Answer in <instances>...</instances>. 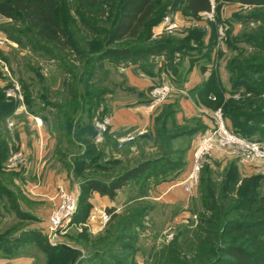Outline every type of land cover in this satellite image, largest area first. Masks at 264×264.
I'll return each instance as SVG.
<instances>
[{"label": "rangeland", "instance_id": "374dc122", "mask_svg": "<svg viewBox=\"0 0 264 264\" xmlns=\"http://www.w3.org/2000/svg\"><path fill=\"white\" fill-rule=\"evenodd\" d=\"M154 2L159 11L169 3L161 16L176 22L178 29L167 34L159 17L156 24L144 32L141 43L126 40L113 47L141 44L149 48L164 44L169 48L120 61L106 59L87 63V57L78 53L95 50L97 41L103 40L101 34L112 21L111 15L107 16L109 9L95 17L83 13L76 0H59L56 14L68 32L71 46L65 50L54 49L51 44L28 34L20 16L8 19L0 15V94L13 106L0 121V136L4 135L9 153L0 165V192H5L0 196L1 240L3 232L19 220L8 207L6 196L10 195L7 193L18 195L21 209L26 210L29 205L28 202L23 204L25 207L22 205V194L6 177L21 168L9 165L14 153L24 154V150L18 148V127H29V130L38 124L48 133L53 146L47 157L59 170H55V174L64 181L54 187L53 198L37 199L30 204L34 211L32 216L25 213L28 219L20 222L23 224L21 232L30 229L47 236V219L58 203L59 190L74 194L79 203V187L85 179L107 182L139 162L149 163L146 173L126 182L115 192L114 205L104 208L107 219L100 220L101 224L93 226L89 220L95 216L90 202L92 192H89L81 205L83 214H76L77 221L72 227L50 244L59 250L45 254L24 240L15 249L16 244L11 245L12 252L0 251V264H231L232 258L221 251L227 245L240 246L241 242L251 246L249 252L259 254L261 263L258 264H264V234L235 243H231L235 236L222 237L223 241L219 237L222 224L264 214V161L244 162L238 156L216 150L204 162L193 191L186 193L178 183L189 169L196 140L213 127L217 109L200 107L188 99L184 102L185 112L187 115L197 113V117L178 114L169 119L166 132L160 129V123L155 129L152 124L162 104L177 93L188 96L185 86L188 77L189 86L201 77L202 82L212 84L211 97L218 100L217 106L222 108L227 128L264 148V50L258 45L259 40H264V5L209 0L214 5V17L205 21L200 15L189 17L181 0ZM84 21L89 25L85 26ZM215 28L221 29L223 34L217 36L211 49L204 36L213 34ZM195 35H199L197 40H187ZM193 64L197 70L188 75V68ZM145 72L154 80L150 91L165 83L173 88L164 103L152 111L146 110L152 113L148 117L149 128L121 147L117 140L130 134L129 129L128 132L120 130L115 136L111 134L108 140L104 135L101 142H96L95 137L88 138L90 144L86 152L82 140L73 135L74 127L78 130L86 124L88 116L92 122L99 114L110 118L113 107L137 103L139 93L134 92L130 84L146 86L143 83L148 80ZM86 73L90 76L85 83ZM14 85L18 88L16 95L8 97ZM68 116L73 119L70 145L60 130ZM191 128L197 131L179 135ZM163 134L164 138H173L167 147L161 140ZM68 178L74 180V183L69 182V187ZM251 182L253 191L244 192ZM5 187L10 192H6ZM23 191L30 198L35 196L31 188ZM255 195L257 202L253 203ZM244 208L249 209L251 215H244ZM13 235L7 236L8 239ZM17 258L21 260H13Z\"/></svg>", "mask_w": 264, "mask_h": 264}, {"label": "trees", "instance_id": "16d2710c", "mask_svg": "<svg viewBox=\"0 0 264 264\" xmlns=\"http://www.w3.org/2000/svg\"><path fill=\"white\" fill-rule=\"evenodd\" d=\"M115 1L114 4H111L109 0H76V3L80 6V10L90 16H98L103 15L109 9L110 13L107 16L111 15V22L109 21V28L106 32H103V40L97 41L95 46L97 47L95 50L89 51L87 54L82 50V52H78L82 56H86V62L91 63L100 62L102 60L111 59L113 61H120L127 59L132 56L142 55L144 52H148L150 54L157 53L159 51H163L169 48V46H165L164 44L151 46L149 48H144L141 44H123L118 47H113V45L118 44L120 42L126 40H138L140 43L142 39H144V32H148L151 27H153L156 22L158 21L159 17L161 18L164 9L169 6V3L166 2L164 6L160 8V11L156 9L154 0H113ZM184 5L185 13L192 18L199 17L200 13L208 11L210 9L209 0H181ZM226 2H236L240 5L246 6H254V5H264V0H225ZM59 4V0H0V15L12 19L15 16H20L24 22L26 30L28 34L34 36L39 41H43L45 43H49L52 45L54 49H62L65 50L66 47L70 48L69 36L68 32L64 29V26L61 20L58 18L56 14L57 6ZM159 11V12H158ZM113 15V16H112ZM113 17V19H112ZM163 18V17H162ZM161 18V20H162ZM85 26L89 24L87 22H83ZM91 26L94 27L93 24ZM215 35V37H214ZM217 28L213 30V34L210 36L205 35L204 39L211 44V49L213 48V44L216 43L217 40ZM199 35H195L192 38H187L197 40ZM186 40V41H187ZM259 48L264 50V40H259ZM91 47V46H90ZM88 46V48H90ZM210 49V50H211ZM195 65V64H193ZM203 67V66H202ZM190 68H188L189 70ZM203 69V68H202ZM201 69V71H202ZM146 73V72H145ZM149 75V73H146ZM90 73H86L85 75V83L88 81ZM86 92V91H84ZM134 92L139 93L137 96V103L140 105H147L150 102L149 95L144 97V93H140L136 90ZM150 92V88L148 93ZM213 88L210 82H201L198 86H195L193 89V94H195L198 98V101L205 106L208 107H215L216 109H220L222 113V117L226 120L222 108L217 106L218 100L210 99L212 96ZM87 93V92H86ZM88 94H86V98ZM221 98H219L220 100ZM86 99H84V103ZM13 108L12 103L8 101L4 95L0 94V121L7 112L11 111ZM84 109L82 110V112ZM177 108L175 103L169 104H162L160 109L156 111V114L153 117V127H157L158 123H160V129L163 132H166L167 123L170 118L177 117ZM104 115L99 114L95 116L93 122L91 117L88 116V121L86 124L80 126L77 130L74 127L73 135L76 137L78 136L79 140H82L85 147L84 150L88 151V146L90 144L88 138L94 139L96 130L94 128V120L101 119ZM230 119V118H229ZM72 118L66 117L64 125H61L60 130L62 131L63 138L65 141H69V145L71 144V127H72ZM5 127V126H4ZM159 128V127H158ZM197 131L195 128L186 129L183 132H180L179 135H188L192 133V131ZM109 128L104 133V139L110 138ZM232 132V131H231ZM77 133V134H76ZM234 134L240 136L238 133L233 132ZM7 134V133H6ZM4 135L0 136V165L4 163L8 156V146L7 143L4 141ZM87 137V138H84ZM181 137V136H177ZM243 139L249 140L245 137L240 136ZM136 139V138H135ZM173 138L167 137L164 138V134L161 136V140L163 143L169 145L170 141ZM77 140V138H76ZM106 140V141H107ZM75 141V140H74ZM91 141V140H90ZM251 141V140H249ZM165 147V148H166ZM83 153V152H82ZM82 155V154H81ZM60 157H64V155H60ZM83 158V156H81ZM80 157V158H81ZM78 158V157H77ZM75 158V159H77ZM79 161V160H78ZM149 163L147 161L139 162L135 166L131 167L130 169L124 171L121 174H118L110 181L101 182L95 179L87 178L80 184V201L77 202L76 210L72 216V223L77 221L76 214H83V206L87 199V194L89 192H98L101 195H105L110 199H113L115 196V192L120 189L126 182L137 180L138 177L142 176L146 173L148 169ZM75 168V165H74ZM73 168V170H75ZM201 172V171H200ZM8 176V183L13 177V173L6 174ZM255 183V182H253ZM252 185L249 184L248 189L244 192L253 191V188L250 187ZM4 186V185H2ZM6 192L8 191L5 187ZM84 192V194H82ZM86 192V193H85ZM2 193L0 192V196ZM250 193V192H249ZM10 195L9 197L6 196L8 200V207L13 211L21 222L26 218L24 212H22L17 203L15 202V196L11 193H7ZM6 194V195H7ZM248 195V194H247ZM244 196V195H243ZM241 199L242 196H240ZM258 196L252 197L253 203H256ZM87 203V202H86ZM241 203V202H240ZM244 204V202H243ZM244 212L246 216L251 215L249 209L244 208ZM264 211V210H263ZM244 221L239 222H227L224 225L222 224L219 232V237H230L235 236L231 243L238 242L245 238V237H257L264 234V214H254L252 217H245ZM82 220V219H81ZM23 224H16L3 232V239H0V251L4 252H12V249L18 247V245L24 243V240L32 243L36 246L40 251L45 254H51L56 250H59V247L51 246L47 240V236H41L40 233L36 230H25L21 232V227ZM20 231V232H19ZM15 234V235H13ZM10 237L13 235L11 239L4 237ZM223 241V239H222ZM16 244V245H15ZM11 245H15L13 248ZM246 247V248H244ZM251 246H248L246 242H241L240 246H234L233 244L227 245L224 250H220L222 253L224 252L225 255L232 258L233 262L231 264H258L261 263V258L259 254H253V252H249L248 249ZM261 255V254H260Z\"/></svg>", "mask_w": 264, "mask_h": 264}, {"label": "crops", "instance_id": "0c3cea01", "mask_svg": "<svg viewBox=\"0 0 264 264\" xmlns=\"http://www.w3.org/2000/svg\"><path fill=\"white\" fill-rule=\"evenodd\" d=\"M238 4V3H237ZM188 75L191 72H195L196 66L192 65L189 67ZM204 75V74H203ZM148 78L147 81L143 82L147 85L142 88L141 86H138L136 83L130 84L132 87L135 88L136 91L140 93L147 94V91L152 86V83L154 80L151 78V75H147ZM204 77V76H203ZM206 78V74H205ZM189 79V77H188ZM187 79V82L185 83V86L188 91V96H184L183 94L177 93L173 97H171L166 103H175L177 108V116L178 114H181L182 117H197L196 114H190L187 115L185 112V101L189 99L194 104L205 108L206 106L203 105L198 101V98L195 94L191 95L193 92V88L199 85L202 82V78L200 77L198 81H196L193 85L189 86V81ZM165 103V104H166ZM146 105H140L136 104L135 102L130 103L128 107L118 106L113 107L110 110L109 117H110V127H109V134L112 136L118 135L117 133L121 130L124 132L126 130H130L131 133H135L137 131H142L143 133L146 132V129L149 128L150 125V119L148 122V117L152 115V113H148L145 108ZM128 108V109H126ZM190 111V110H187ZM140 115H139V114ZM150 118V117H149ZM148 125V126H147ZM38 124H35L32 126L29 130L28 128H20L18 127L16 129V134L18 137V148H21L24 150L25 159L22 165H20L21 168L19 170L13 171V177L10 180V184L13 188L17 190V192H20L22 194L21 197H23L22 205L26 204V202L29 203V205L25 208L26 210L21 209V206L19 205V198L18 195L15 196V202L20 206L19 209H21L24 213H29V215L32 216L34 210H31L30 204H33L34 201H37V199L43 200L42 198L51 199L53 196V192H55L54 187L56 185H59L61 183H64L62 178L57 176L55 174L56 168L53 167V164L49 161V158L47 157L48 154L51 152L53 142L43 129L39 128ZM27 132V135H26ZM128 132V131H126ZM130 133V134H131ZM29 134V135H28ZM124 134V133H123ZM31 135V136H30ZM191 158V157H190ZM52 164V165H51ZM53 167V168H52ZM66 178V175L65 177ZM69 182L74 183V180L71 178H68L66 181L67 187H69ZM26 188L27 190L29 188L33 189L35 192V196L32 198L24 195L22 192L23 189ZM117 191H120L119 189ZM116 191V192H117ZM40 197V198H39ZM114 199H110L105 195H101L98 192H92L90 194V202L92 209L94 210L93 214L95 215L92 220L93 226L94 224H101V214L104 212V208L110 207L114 205ZM25 207V205H23ZM19 224L21 221L17 220ZM30 224V223H29ZM14 261L21 260V258L13 259Z\"/></svg>", "mask_w": 264, "mask_h": 264}, {"label": "built area", "instance_id": "2783aa9c", "mask_svg": "<svg viewBox=\"0 0 264 264\" xmlns=\"http://www.w3.org/2000/svg\"><path fill=\"white\" fill-rule=\"evenodd\" d=\"M203 20H213L214 17V5L210 4L208 11L200 13ZM161 25L167 34H172L178 29V24L170 20L167 16L162 19ZM222 30L217 31L218 36H222ZM18 90L17 86L14 85V89L7 93L8 97H14L15 91ZM173 88L165 83L155 86L149 92L150 102L145 106L147 110H153L157 106L164 103L168 96L171 94ZM212 100L214 98L210 97ZM110 126V118L102 117L101 119L94 120V128L96 130L95 141L101 142L104 133ZM143 134L142 131L135 133L126 134L125 136L117 140L119 147L122 144L133 141L137 135ZM222 150L240 157L244 162H251L254 160L264 161V148L257 142H252L241 138L240 136L231 132L222 117L220 109L214 112V125L207 129L195 142V145L191 151V158L189 169L183 176L182 180L179 181V185L183 188L184 192L190 193L193 191L198 183L199 174L202 170V166L206 159L216 151ZM25 159V155L20 151L14 153L10 160V167L21 165ZM58 203L49 213L48 222V234L47 240L50 244L55 243L60 234L66 232L72 227V216L76 210L77 199L74 194L67 193L66 191L59 190ZM107 215L105 212L101 214V220H106Z\"/></svg>", "mask_w": 264, "mask_h": 264}]
</instances>
